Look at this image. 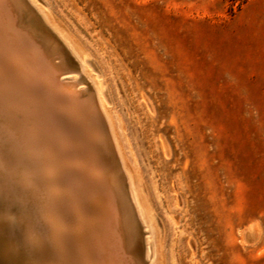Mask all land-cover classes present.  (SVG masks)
<instances>
[{"label":"rangeland","instance_id":"374dc122","mask_svg":"<svg viewBox=\"0 0 264 264\" xmlns=\"http://www.w3.org/2000/svg\"><path fill=\"white\" fill-rule=\"evenodd\" d=\"M28 2L87 59L63 81L101 84L141 264H264V0Z\"/></svg>","mask_w":264,"mask_h":264},{"label":"bare ground","instance_id":"6f19581e","mask_svg":"<svg viewBox=\"0 0 264 264\" xmlns=\"http://www.w3.org/2000/svg\"><path fill=\"white\" fill-rule=\"evenodd\" d=\"M29 2L0 0V264H141L151 244L100 132L101 84L63 81L87 59ZM245 229L249 240L257 226Z\"/></svg>","mask_w":264,"mask_h":264},{"label":"water","instance_id":"95a60500","mask_svg":"<svg viewBox=\"0 0 264 264\" xmlns=\"http://www.w3.org/2000/svg\"><path fill=\"white\" fill-rule=\"evenodd\" d=\"M58 95H59V97H62L64 100L66 99V96H64L63 94L59 93ZM76 103L80 104V100L76 99ZM67 108H68V110H72V107H67ZM99 122L102 123V119H100ZM70 125L71 126H69V127L71 128L72 126H74V123L71 122Z\"/></svg>","mask_w":264,"mask_h":264}]
</instances>
